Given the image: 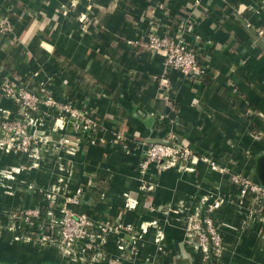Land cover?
<instances>
[{
	"label": "crops",
	"instance_id": "0c3cea01",
	"mask_svg": "<svg viewBox=\"0 0 264 264\" xmlns=\"http://www.w3.org/2000/svg\"><path fill=\"white\" fill-rule=\"evenodd\" d=\"M0 13L13 23L0 35V68L93 111L99 124L95 142L68 131L74 144L58 153L0 149V171L14 169L0 178V191H14L0 193L2 211L63 203L82 188L69 204L74 211L123 224L121 237L108 236L99 264H200L186 218L208 213L224 241L219 264H264V211L239 198L231 180L232 173L256 176L264 155V0H0ZM152 33L182 34L205 68L201 79L168 67L166 52L146 45ZM1 110L19 116L0 94ZM170 133L195 158L154 162L143 172L151 138ZM124 243L137 254L120 249ZM66 259L55 246L0 233V264Z\"/></svg>",
	"mask_w": 264,
	"mask_h": 264
},
{
	"label": "built area",
	"instance_id": "2783aa9c",
	"mask_svg": "<svg viewBox=\"0 0 264 264\" xmlns=\"http://www.w3.org/2000/svg\"><path fill=\"white\" fill-rule=\"evenodd\" d=\"M13 23L6 14L0 13V35L10 33ZM146 45L152 49L164 50L168 67L179 70L187 80L198 81L205 72L194 48L187 45L180 34L177 40L149 35ZM1 75V74H0ZM2 76L0 94L13 99L19 107L18 117H8L0 113V149L17 150L30 156H42L48 149L57 153L62 146L71 148L74 140L66 136L67 132H78L87 135L95 142L93 131L99 128L93 111L79 107L72 101H58L45 85L31 91L5 76ZM59 135L58 137H55ZM170 144L151 143L145 150L141 163L144 172L151 163L168 161L170 165L183 163L195 158L191 148L181 140L178 133H170ZM58 139V140H57ZM75 140H79L77 137ZM101 141H103L100 138ZM211 163V162H210ZM212 166L221 171L216 162ZM11 170L0 171V178ZM231 180L238 185L239 198L249 196L264 211V188L250 178L239 173H232ZM8 194L14 191L8 189ZM78 188L73 195H67L65 202L58 204H41L35 207L9 206L1 211L7 218L2 227L12 233V240L26 241L38 247L55 246L66 257L70 264H99L107 255L106 244L109 235L123 233V224L112 220H94L86 214H80L70 207L78 203ZM7 191V190H5ZM222 201H215L208 209L216 208ZM187 243L201 251L200 264H219L224 252V241L219 225L208 213H192L186 218ZM120 249L139 251L128 243L120 244ZM66 259V261H67ZM141 264H155L151 259H144Z\"/></svg>",
	"mask_w": 264,
	"mask_h": 264
},
{
	"label": "water",
	"instance_id": "95a60500",
	"mask_svg": "<svg viewBox=\"0 0 264 264\" xmlns=\"http://www.w3.org/2000/svg\"><path fill=\"white\" fill-rule=\"evenodd\" d=\"M0 74L8 78L9 80L13 81L17 85H20L24 88H27L31 91H34L35 88L29 87L26 82L18 75L11 71H7L4 68H0ZM151 143H164V144H170V137H152L150 142ZM243 175V174H242ZM248 178H250L253 182L257 183L259 186L264 188V155L257 159L256 164V176H249V175H243ZM190 245V244H189Z\"/></svg>",
	"mask_w": 264,
	"mask_h": 264
},
{
	"label": "rangeland",
	"instance_id": "374dc122",
	"mask_svg": "<svg viewBox=\"0 0 264 264\" xmlns=\"http://www.w3.org/2000/svg\"><path fill=\"white\" fill-rule=\"evenodd\" d=\"M6 116H8V117L11 118V116H10L8 113L6 114ZM8 192H12V191H9V190H7V191H5V190L0 191L1 194H3V193H7V194H8ZM8 195H10V194H8ZM11 195H13V194H11ZM0 211H2V210L0 209ZM3 216H4V215H3ZM2 218H3V217H2ZM2 218H0V219L2 220ZM4 218H5L4 222H2V221L0 220V233L2 232V227H1V226H4L5 222L8 221V218H7L6 216H4ZM23 242H24V243H28V242H26V241H23Z\"/></svg>",
	"mask_w": 264,
	"mask_h": 264
},
{
	"label": "trees",
	"instance_id": "16d2710c",
	"mask_svg": "<svg viewBox=\"0 0 264 264\" xmlns=\"http://www.w3.org/2000/svg\"><path fill=\"white\" fill-rule=\"evenodd\" d=\"M198 57V56H197ZM2 209V208H1Z\"/></svg>",
	"mask_w": 264,
	"mask_h": 264
}]
</instances>
